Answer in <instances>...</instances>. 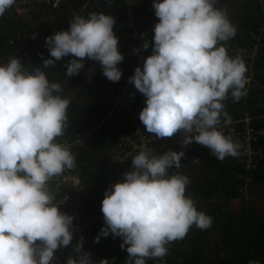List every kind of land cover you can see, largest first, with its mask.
Instances as JSON below:
<instances>
[{
  "label": "clouds",
  "instance_id": "1",
  "mask_svg": "<svg viewBox=\"0 0 264 264\" xmlns=\"http://www.w3.org/2000/svg\"><path fill=\"white\" fill-rule=\"evenodd\" d=\"M15 3L0 0V18ZM216 4L153 0L158 22L152 41L142 46L151 47L152 54L129 82L146 97L139 119L148 133L163 139L179 132L184 148L195 142L223 161L240 155L239 143L218 128L222 117L225 124L231 122L223 101L245 94L247 68L225 47L236 28ZM116 24L113 15L103 12L77 15L68 30L45 38L50 58L42 65L26 70L18 57L0 64V264H53L56 252L74 239L75 218L61 212L49 186L54 177L76 167L72 151L57 139L67 127L70 100L45 69L71 56L65 65L68 78L91 60L108 80L119 82L125 57ZM185 155L183 150L138 152L131 159L133 170L104 194L105 225L96 242L119 237L128 264H146L147 259L166 256L167 245L185 238L193 226L210 228L212 217L198 211L186 194L190 178L170 174L182 166ZM76 251L78 259L69 258L67 264H97L90 252L80 247Z\"/></svg>",
  "mask_w": 264,
  "mask_h": 264
},
{
  "label": "trees",
  "instance_id": "2",
  "mask_svg": "<svg viewBox=\"0 0 264 264\" xmlns=\"http://www.w3.org/2000/svg\"><path fill=\"white\" fill-rule=\"evenodd\" d=\"M136 1L141 39L151 42L158 22L153 0ZM18 3L16 0L0 18V64L18 57L26 70L42 65L43 59L50 58L46 37L68 30L77 15L87 17L92 12H103L113 15L117 21L115 32L125 57L119 65L123 71L120 82L125 83L124 80L134 74L139 61L131 54V48L137 40L127 35L124 0H66L58 8L52 3L32 0L24 6L23 12L18 11ZM216 7L227 13L236 28L235 37L225 42L229 55L242 59L247 68L245 94L239 100L229 95L223 101L231 122L225 124L222 117L218 126L239 143L240 155L221 161L198 143L184 148L179 132L163 139L146 133L157 146L154 151L150 150L153 155L169 150L185 151L182 166L171 169L170 174L190 178L186 194L193 198L198 211L213 220L208 229L193 226L185 238L167 245L166 256L147 259L146 264H264V214L259 215L242 205L248 194L252 195L258 186L264 185V160L248 168L247 147L239 142L238 134L245 126L243 120L248 118L251 126L263 131L251 139L252 149H264V0H217ZM144 53L146 57L151 55V47ZM72 58L64 57L55 67L45 71L51 81L62 85V95L70 100L68 124L58 139L75 140L80 133L91 132L85 142L70 149L76 158V167L67 169L82 177L88 192L80 201L85 209L81 222L85 240L79 244L74 232L72 243L56 252L53 264H67L69 258L78 259V247L90 252L97 264L105 259L107 264H128L121 238L109 235L97 243L96 237L105 225L101 207L106 190L123 181L124 173L133 170L131 159L144 150L135 146L139 143L137 124L145 128L139 113L146 106V97L130 83L129 107L118 111L115 97L110 93L118 91L120 86L108 80L100 65L91 60H85V68L78 75L68 78L65 65ZM197 158L200 162H193ZM49 186L55 196L54 203L61 206V212L71 215L69 208L60 202L65 192L59 191L55 183ZM75 223L74 219V226Z\"/></svg>",
  "mask_w": 264,
  "mask_h": 264
},
{
  "label": "built area",
  "instance_id": "3",
  "mask_svg": "<svg viewBox=\"0 0 264 264\" xmlns=\"http://www.w3.org/2000/svg\"><path fill=\"white\" fill-rule=\"evenodd\" d=\"M40 2H48L52 3L53 7L58 8L61 4H63L66 0H36ZM32 2V0H19L18 3V11L23 12L24 6ZM136 0H124V21L125 25L128 28V33L130 37H133L137 40V44L133 45L131 48V54L137 57L138 59V66L144 63L146 58L143 43L144 41L141 39V33L139 25L136 21ZM132 76V75H131ZM129 76V78L131 77ZM129 78L124 80L125 83L113 82L114 84H118L120 86L118 91L110 93L115 97V108L118 111L123 112L124 109L129 107V94L131 91V84L129 82ZM245 126L242 131H238L239 134V142L244 144L247 147L246 152L248 153V168L252 166L258 165L262 160H264V149L260 148L258 150H253L250 141L253 138H256L257 134H261L259 131L256 130L255 127L251 126L249 123V119L243 120ZM136 133L138 135V144L135 147H143L144 150H152L154 151L157 146H154L152 140L147 137V131L145 128L143 129L142 126L138 123L136 127ZM91 135V132H82L80 133L75 140H63L60 141L58 138V142L65 144L71 149L77 144H81L85 142L87 138ZM151 140V141H150ZM51 183H55L58 187L59 191L65 192V197L60 200L62 205L69 208V213L75 218L76 222L74 226V232L77 236V241L79 244H83L85 240V235L83 233V227L81 226L83 213L85 211L84 206L81 205L82 199L88 196V192L86 190V186L82 177L78 173H73L68 171L67 169L65 172L58 176L54 177L51 181H49V185ZM82 197V198H81ZM85 199V198H84ZM71 205V207L69 206ZM73 205V206H72Z\"/></svg>",
  "mask_w": 264,
  "mask_h": 264
},
{
  "label": "rangeland",
  "instance_id": "4",
  "mask_svg": "<svg viewBox=\"0 0 264 264\" xmlns=\"http://www.w3.org/2000/svg\"><path fill=\"white\" fill-rule=\"evenodd\" d=\"M247 194V193H246ZM242 205L251 208L257 214H264V210H259V207L264 208V185L258 186V188L252 192V195L246 197V200L242 203Z\"/></svg>",
  "mask_w": 264,
  "mask_h": 264
},
{
  "label": "bare ground",
  "instance_id": "5",
  "mask_svg": "<svg viewBox=\"0 0 264 264\" xmlns=\"http://www.w3.org/2000/svg\"><path fill=\"white\" fill-rule=\"evenodd\" d=\"M149 138H151V137L149 136Z\"/></svg>",
  "mask_w": 264,
  "mask_h": 264
}]
</instances>
